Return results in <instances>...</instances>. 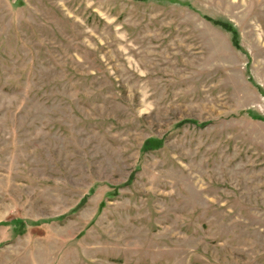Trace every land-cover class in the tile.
<instances>
[{
    "label": "rangeland",
    "instance_id": "374dc122",
    "mask_svg": "<svg viewBox=\"0 0 264 264\" xmlns=\"http://www.w3.org/2000/svg\"><path fill=\"white\" fill-rule=\"evenodd\" d=\"M0 264H264V0H0Z\"/></svg>",
    "mask_w": 264,
    "mask_h": 264
}]
</instances>
